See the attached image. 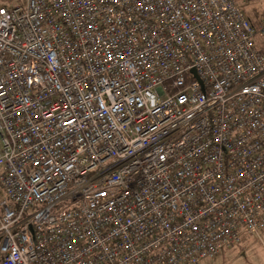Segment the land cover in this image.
Returning <instances> with one entry per match:
<instances>
[{"label":"built area","instance_id":"obj_1","mask_svg":"<svg viewBox=\"0 0 264 264\" xmlns=\"http://www.w3.org/2000/svg\"><path fill=\"white\" fill-rule=\"evenodd\" d=\"M0 187V264H199L264 230V21L0 6Z\"/></svg>","mask_w":264,"mask_h":264},{"label":"rangeland","instance_id":"obj_2","mask_svg":"<svg viewBox=\"0 0 264 264\" xmlns=\"http://www.w3.org/2000/svg\"><path fill=\"white\" fill-rule=\"evenodd\" d=\"M235 1L253 26L257 27L264 21V0ZM21 3L23 0H9L5 5L9 7ZM3 197L0 187V199ZM200 264H264V230L253 235H242L241 242L236 247L222 250L214 259H205Z\"/></svg>","mask_w":264,"mask_h":264},{"label":"trees","instance_id":"obj_3","mask_svg":"<svg viewBox=\"0 0 264 264\" xmlns=\"http://www.w3.org/2000/svg\"><path fill=\"white\" fill-rule=\"evenodd\" d=\"M9 0H0V6H6L5 4L8 2ZM14 5H10L9 7H13ZM247 17V16H246ZM249 19V18H248ZM218 256V255H217ZM216 256V257H217ZM215 258V257H214ZM212 258V259H214Z\"/></svg>","mask_w":264,"mask_h":264},{"label":"crops","instance_id":"obj_4","mask_svg":"<svg viewBox=\"0 0 264 264\" xmlns=\"http://www.w3.org/2000/svg\"><path fill=\"white\" fill-rule=\"evenodd\" d=\"M1 199H2V198H1ZM1 199H0V200H1ZM201 262H202V261H201ZM201 262H200V263H201ZM200 263H199V264H200Z\"/></svg>","mask_w":264,"mask_h":264}]
</instances>
